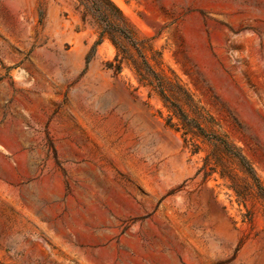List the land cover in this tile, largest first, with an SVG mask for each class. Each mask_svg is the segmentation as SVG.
<instances>
[{
    "label": "rangeland",
    "instance_id": "374dc122",
    "mask_svg": "<svg viewBox=\"0 0 264 264\" xmlns=\"http://www.w3.org/2000/svg\"><path fill=\"white\" fill-rule=\"evenodd\" d=\"M111 1L150 84L110 8L0 0V264H264V0Z\"/></svg>",
    "mask_w": 264,
    "mask_h": 264
},
{
    "label": "trees",
    "instance_id": "16d2710c",
    "mask_svg": "<svg viewBox=\"0 0 264 264\" xmlns=\"http://www.w3.org/2000/svg\"><path fill=\"white\" fill-rule=\"evenodd\" d=\"M94 3L103 5L104 7L110 8L111 11H115L117 16L109 18L106 22L109 26H113L114 30H118L123 38L134 48L138 56L141 57V60H137L130 52L121 51L119 62L126 61L130 64L133 72L135 73L139 83L143 85L150 84L148 79V74L152 72V69L148 65L145 55L138 45L133 33L124 25H121L116 21L122 17L119 9L114 5L111 0H93ZM105 29H102L100 32V39L104 36ZM99 39V40H100ZM111 40L112 37H111ZM98 42V41H97ZM116 47L117 43L113 41ZM118 55V54H117ZM160 95L164 99V102H167V96L164 94L163 89H160ZM165 106L171 112L169 114L166 125L175 131L180 132V135L183 139L184 145L190 148L192 153L198 152L200 150V145L196 142V139L200 138L202 141L207 140L212 142L216 149H220L224 153L228 154L236 162L239 170L250 177L256 184L259 183L258 178L253 172V169L250 163L247 161L246 157L236 149L225 137L218 133L217 129H214L212 125H207L206 116L203 114L201 109H198V115L196 118H190L187 113L184 112L183 108L178 103H165ZM173 117L177 120L173 121ZM220 176L223 177V171L220 172ZM232 188L233 185H230ZM238 194V193H237Z\"/></svg>",
    "mask_w": 264,
    "mask_h": 264
},
{
    "label": "bare ground",
    "instance_id": "6f19581e",
    "mask_svg": "<svg viewBox=\"0 0 264 264\" xmlns=\"http://www.w3.org/2000/svg\"><path fill=\"white\" fill-rule=\"evenodd\" d=\"M76 57V56H75Z\"/></svg>",
    "mask_w": 264,
    "mask_h": 264
}]
</instances>
